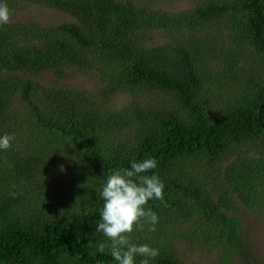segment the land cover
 Here are the masks:
<instances>
[{"label": "trees", "instance_id": "obj_1", "mask_svg": "<svg viewBox=\"0 0 264 264\" xmlns=\"http://www.w3.org/2000/svg\"><path fill=\"white\" fill-rule=\"evenodd\" d=\"M160 3L6 1L12 15L35 4L71 22L0 26V135L15 137L0 152V264H114L96 252L107 242L95 231L98 193L112 171L150 157L165 183L149 202L160 219L132 240L159 249L152 264H184L179 247L264 264L244 261L242 232L243 211L264 216V0H196L175 13ZM47 71L94 87L46 86L36 77ZM119 94L131 101L114 111ZM112 142L121 152L108 158ZM61 151L86 173L65 177Z\"/></svg>", "mask_w": 264, "mask_h": 264}, {"label": "clouds", "instance_id": "obj_2", "mask_svg": "<svg viewBox=\"0 0 264 264\" xmlns=\"http://www.w3.org/2000/svg\"><path fill=\"white\" fill-rule=\"evenodd\" d=\"M12 10L5 0H0V26L6 24ZM15 137L8 133L0 135V152L13 146ZM129 167L114 170L102 183L98 199L103 201L100 221L95 231L107 238L97 242L96 252H108L114 264H152L160 254L158 248L146 243H135L132 234L137 230L155 231L159 223L158 214L152 210L150 201L164 199L165 183L154 171V157L133 159Z\"/></svg>", "mask_w": 264, "mask_h": 264}, {"label": "rangeland", "instance_id": "obj_3", "mask_svg": "<svg viewBox=\"0 0 264 264\" xmlns=\"http://www.w3.org/2000/svg\"><path fill=\"white\" fill-rule=\"evenodd\" d=\"M8 0H5V2ZM159 3V0H153ZM196 0H161L159 7L166 12H179L186 11L190 9ZM20 9L10 16L8 22L17 23H29L34 22L42 27H49L53 25H59L62 23L71 22V18L68 15L58 13L51 9L42 8L36 6L25 7V4H19ZM17 10V7H16ZM15 10V11H16ZM156 44V42H154ZM227 45L223 44V47L218 48V53L230 57V51L224 48ZM230 49V48H229ZM231 50V49H230ZM42 84L46 86L54 85H64L71 86L76 89L85 88L86 90H91L94 87L92 81L87 78V76L76 73L75 71H69L68 76L64 79L57 78L51 71L43 72L38 77H36ZM90 80V81H89ZM224 92V89H219L216 87L212 92L215 95V100ZM226 94V93H225ZM225 94L222 98L225 97ZM131 101L130 97L126 94H119L110 101V106L114 111L124 106L126 103ZM213 105L215 106V101L211 99ZM143 107H146L147 102L144 103ZM216 108V106H215ZM119 144L117 142H112L109 146L105 147V155L110 158L111 156L121 152L117 148ZM104 155V156H105ZM61 160L64 162L65 170L63 172L65 177L73 178L75 175L86 173V167L80 164L73 156L68 155V153L61 151L59 153ZM74 158L79 164L77 165L72 160L68 158ZM65 185H59V189H64ZM242 232L247 245V255L244 254V261H250L252 256H255L258 260L264 263V216L251 215L245 211L242 212ZM178 258L181 259L184 264H216L218 253L211 251L207 254H201L200 252H193L185 247H179Z\"/></svg>", "mask_w": 264, "mask_h": 264}]
</instances>
